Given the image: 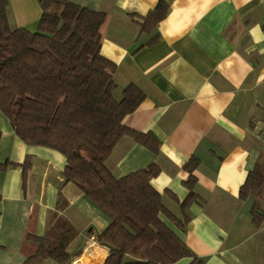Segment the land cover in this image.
Returning a JSON list of instances; mask_svg holds the SVG:
<instances>
[{"label": "crops", "instance_id": "0c3cea01", "mask_svg": "<svg viewBox=\"0 0 264 264\" xmlns=\"http://www.w3.org/2000/svg\"><path fill=\"white\" fill-rule=\"evenodd\" d=\"M71 1L106 14L100 51L115 65V95L128 84L145 95L122 123L156 140L152 150L122 136L106 159L110 172L121 177L155 164L150 184L182 218L186 163L197 158L186 226L160 218L203 264H264V217L258 224L252 214L254 207L264 212V189L238 196L248 172L264 161V0ZM160 3L166 15L143 30ZM40 14L37 0H7L12 29L34 30ZM65 164L58 150L23 142L0 111V264H23L37 249L31 237L58 217L78 231L66 248L68 264H104L108 249L93 235L109 218L64 180Z\"/></svg>", "mask_w": 264, "mask_h": 264}, {"label": "trees", "instance_id": "16d2710c", "mask_svg": "<svg viewBox=\"0 0 264 264\" xmlns=\"http://www.w3.org/2000/svg\"><path fill=\"white\" fill-rule=\"evenodd\" d=\"M37 1L41 14L30 30L10 28L7 0H0V111L23 142L61 152L66 158L64 180L73 182L108 216L109 224L93 235L108 249L104 264H173L182 258L203 264L160 218L163 213L179 229L186 226L184 210L197 197L192 172L198 159L186 163L182 218L166 208L150 184L158 173L155 164L115 177L106 159L122 136L132 135L155 150L154 138L122 123L145 95L134 84L123 87L120 97L115 95V65L100 51L105 13L71 0ZM166 13L167 5L158 4L145 16L143 30H151ZM29 164L26 160L21 165L23 171ZM262 189L264 161H258L238 196L243 200ZM252 214L258 224L264 217L255 207ZM77 235L66 218L58 217L44 235L31 237L37 249L23 264H43L46 259L68 264L72 256L66 248Z\"/></svg>", "mask_w": 264, "mask_h": 264}]
</instances>
